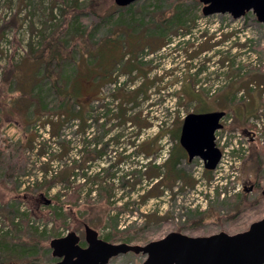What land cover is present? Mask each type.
<instances>
[{
  "label": "rangeland",
  "instance_id": "obj_1",
  "mask_svg": "<svg viewBox=\"0 0 264 264\" xmlns=\"http://www.w3.org/2000/svg\"><path fill=\"white\" fill-rule=\"evenodd\" d=\"M184 4L199 5L193 20L184 29L172 27L165 38L157 34L169 25L177 5ZM202 9L199 0H137L126 7L115 0H0V243L18 252L36 249L39 264L52 263L58 258L52 255L51 240L74 231L87 245L85 225L104 240L120 230L134 238L130 244L145 245L173 231L193 237L235 234L264 217L263 195L243 190L264 185V25L253 12L234 19L229 13L204 16ZM50 41L55 45L44 50ZM51 49L57 54L50 59L49 73L45 64ZM98 62L117 78L124 95L135 97L145 82L155 83L147 95H139L137 105H126L127 122L120 125L112 116L120 104L111 96L114 85L99 88L93 76L82 79L83 103L98 93L104 98L92 103L94 130L83 134L78 121H61L68 98L56 87L64 84L71 67L90 75ZM134 64L139 69L127 72L125 66ZM193 87L192 95L188 90ZM106 107L112 109L111 121L102 128L95 119L101 114L99 120H106ZM207 111L226 112L218 133L220 164L209 172L199 158H183L178 167L187 177L169 180L166 164L180 146L185 117ZM106 129L111 132L104 134ZM118 135L124 144L151 141V177L139 173L141 164L146 166L141 159L122 161L117 171ZM96 137L110 145L103 158L87 159L93 147L84 151L83 140ZM101 164L105 171L97 176ZM56 172L76 182L68 185L66 180L49 190L40 185ZM113 174L127 176L117 181L108 202L103 186ZM98 177L106 182L91 184ZM78 185L85 186L81 204L87 206L55 208L54 196L72 194ZM10 257L0 252V264H33L37 258ZM146 258L131 252L109 264H143Z\"/></svg>",
  "mask_w": 264,
  "mask_h": 264
},
{
  "label": "water",
  "instance_id": "obj_2",
  "mask_svg": "<svg viewBox=\"0 0 264 264\" xmlns=\"http://www.w3.org/2000/svg\"><path fill=\"white\" fill-rule=\"evenodd\" d=\"M137 0H115L126 7ZM204 16L229 13L239 19L253 12L264 25V0H199ZM225 111L189 113L181 127L180 145L188 161L200 158L208 170L217 168L222 152L216 145V131L223 127ZM264 195V189H263ZM85 242L72 231L50 242L57 262L40 264H109L110 260L128 253L147 256L143 264H264V217L249 228L229 234L225 231L209 236L193 237L173 231L145 245L127 242L112 243L99 237L98 232L85 225Z\"/></svg>",
  "mask_w": 264,
  "mask_h": 264
},
{
  "label": "trees",
  "instance_id": "obj_3",
  "mask_svg": "<svg viewBox=\"0 0 264 264\" xmlns=\"http://www.w3.org/2000/svg\"><path fill=\"white\" fill-rule=\"evenodd\" d=\"M199 5L197 6L196 4V8L195 7H190L187 4H184L182 6H178L175 9L172 18L169 20V25H163L161 26V28L159 29V31L157 32V34L161 35L163 38H165L166 36H168L170 33L169 29H172V27H176L178 29H184L187 26V23L190 20H193V17L199 12ZM111 17V16H109ZM187 29V28H186ZM124 34H127L126 32ZM112 41H114V39H112ZM123 43L125 44L124 40H122ZM52 44L55 45V43L53 42H47L46 46L44 47L45 49H50L52 48ZM111 45L113 47H117V45H115L114 43H111ZM59 49H61L59 47ZM53 53L57 54V52L55 51V49H51V56L49 59H47L48 61L45 64V69L46 71H48L49 73L52 72L51 70V58L53 57ZM60 52H58L59 54ZM44 57V52L39 56V58H43ZM50 60V61H49ZM60 60V59H59ZM136 64L130 65V66H125V69L127 68V72H133L135 70H138L139 68L135 67ZM96 71L87 74L84 71H82L80 68H78V66H74L73 68L71 67L69 71H65L64 73V77H65V81L64 84L62 85H58L59 87H56L57 82H55L56 84H53L56 88L57 91L59 92V95H62L66 98H68L67 102L63 103V106L65 107L66 111L62 113V118L61 121H78L80 128L79 130L81 131V133H85V132H89V129H91L92 131L94 130V128L92 127V121H94V106H92L93 102H98V101H102L104 100L103 97H100L98 93L95 98L90 101L88 104L83 103L80 100V82L83 79L85 82L87 80H89L92 76H93V81L96 83H99L98 87L101 88L103 87L105 84L107 83H112V85H114V89L112 90L111 96L113 97V99L115 101H117L119 99L120 104L119 106L115 107V113L112 115L113 117H115L117 120H119V124L120 125H125V123L127 122V118L126 115L128 113L127 107L126 105L128 104H132L134 103L135 105H137V98L139 97L140 94H145L147 95L148 89L150 88V86L152 84H154L155 82H150V83H144L143 87L139 88L136 92H135V97H130L127 95H124V91H121V89L119 86H117L119 84L117 78H113V74L110 73L107 69H105L103 63L98 62L96 64ZM129 70V71H128ZM13 71V70H12ZM69 72V73H68ZM141 72L143 73V70H141ZM12 73V72H11ZM63 77V75H62ZM34 90V88L32 89ZM188 93L190 94H194L195 93V89L193 87L190 88L188 90ZM119 96V97H118ZM69 104V105H68ZM107 106V105H106ZM64 113L67 115L65 116ZM112 113V109L109 107H106V112H105V118L106 120L101 121L99 119H101V114H98L97 116L99 117V119H95V122L98 124L99 127L104 128L107 123L109 121H111V119L109 118V114ZM103 116V115H102ZM104 119V118H103ZM101 121V122H99ZM78 125V126H79ZM92 127V128H90ZM111 132V129H106L104 134H109ZM166 133H172V130H167ZM114 140V139H112ZM100 137H96L95 140H87L86 138H84L83 140V150H87L91 147L92 148V152H88L87 153V159L90 158H102L103 155L102 153L104 152V149L106 148V146L110 145V144H105L103 146V149L101 151H96L98 149V146H100ZM107 146V147H108ZM93 149H96L93 152ZM83 151V153H84ZM85 154V153H84ZM170 159L168 160L166 167H168V172H167V178L169 180H178V179H184L187 176L184 175L183 170L181 168H179V164L182 161L183 158H186V154L184 153V150L180 147L176 148V150L174 149L171 154H170ZM75 162L77 163L78 160H75ZM90 162V161H89ZM88 162V163H89ZM75 163V164H76ZM91 163V162H90ZM164 165L160 166L158 165V168L163 167ZM99 170V168H98ZM103 171H105V169L102 168ZM102 170L98 171L97 176H99L100 172ZM96 176V177H97ZM48 177L45 176L44 177V181L43 182H39L41 183L40 185H47V190L51 189V187H53L55 184H58L60 182H64L66 181L68 185H70L72 182H76V180L71 181L70 180V175L69 174H65L63 173H59L56 172V174H53L50 176L49 180L47 179ZM112 181L110 182H106V180H104V177L100 178H96V180H92L93 185H98L101 184L102 182H106L105 185L103 186L104 188L107 187V191H108V197L106 198V200L108 202H110L109 200L111 198H113L114 196L112 195L115 189V186L117 185V181L120 179H124V176L122 178L117 177L116 174L112 175ZM86 185V184H84ZM80 186L78 185L79 188H76L72 194L65 192L64 198H62V193L59 192L54 196V201H55V208H59L60 210H63L64 208H82V207H86L87 204L84 203V205L82 206L81 201H83L82 199V193H83V189L85 186ZM102 190V188L100 189V191ZM93 191V186L91 188H89L86 192V197L85 199H90L91 197V192ZM116 201V200H115ZM84 202V201H83ZM71 211V210H69ZM244 211V210H243ZM57 219V218H56ZM65 220V218H63ZM198 223V222H197ZM199 223H201V221H199ZM193 224H195L193 222ZM126 231H120L118 230L117 233L116 232H109L106 236L105 240H117V241H124L127 243H130L132 241H134V238L132 236H126L125 235ZM117 235V237L115 236ZM120 235V236H118ZM29 243V242H28ZM8 243L4 242V243H0V252H6L9 253V256L12 255V257H10L11 261L15 260H23L25 259V257L29 258L30 256L34 257L37 256V258H33V264H39V253L35 254V252H37V250L35 249L34 252H32V248L30 247H23L21 248V252H18L17 249H9L8 247ZM16 255V257L14 256ZM14 257V258H13ZM13 259V260H12ZM22 262V261H20ZM23 264H31V262L28 263H23Z\"/></svg>",
  "mask_w": 264,
  "mask_h": 264
},
{
  "label": "flooded vegetation",
  "instance_id": "obj_4",
  "mask_svg": "<svg viewBox=\"0 0 264 264\" xmlns=\"http://www.w3.org/2000/svg\"><path fill=\"white\" fill-rule=\"evenodd\" d=\"M207 112H211V111H207ZM197 113H201V112H197ZM182 125H183V123H182ZM223 128H224V125L221 129L216 131V140H215L217 147L220 148V150L222 152V155H223V151H222L221 147L219 146L220 143H219V134L218 133L221 132ZM180 130H181V128H180ZM180 134H181V132H180ZM119 137H120V135L117 136V171L119 170L118 168H120L122 166V164H124V162L121 163L122 161L141 159L142 162L145 160L146 166L143 167V165L141 164L140 168H142V169L140 170L139 173L142 175V177H145V178L151 177L153 174L151 166H152L153 156L155 153V150H154L155 148H154L153 144L150 143L151 141L150 142H139L138 144H135V143H131V144L125 143L124 144V143L120 142ZM100 146H103V145L100 144ZM179 147L184 150V153L186 154V159L188 160V154H187L186 150L181 145ZM137 156H139V157H137ZM99 159H100V157H99ZM200 160H202V159H200ZM189 162H192V161H189ZM98 163L100 164L99 161H98ZM203 163H204L205 170H207L209 172L213 171V170H208L205 166L204 161H203ZM103 165L104 164H101V166L98 167L99 170H102ZM136 172H138V170H136ZM117 175H118V172H117ZM129 175H128V177H129ZM126 176H124V179L126 178ZM263 189H264V185L260 186V184H252L250 186L245 185L243 187L245 195H247V193H253L255 191H257L258 193H261V195H263ZM263 197H264V195H263ZM83 246L85 247L86 245H83Z\"/></svg>",
  "mask_w": 264,
  "mask_h": 264
},
{
  "label": "bare ground",
  "instance_id": "obj_5",
  "mask_svg": "<svg viewBox=\"0 0 264 264\" xmlns=\"http://www.w3.org/2000/svg\"><path fill=\"white\" fill-rule=\"evenodd\" d=\"M66 142V141H65ZM64 148V147H63ZM67 148V147H66Z\"/></svg>",
  "mask_w": 264,
  "mask_h": 264
}]
</instances>
